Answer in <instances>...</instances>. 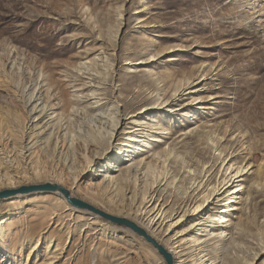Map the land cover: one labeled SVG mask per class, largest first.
<instances>
[{
    "label": "rangeland",
    "instance_id": "374dc122",
    "mask_svg": "<svg viewBox=\"0 0 264 264\" xmlns=\"http://www.w3.org/2000/svg\"><path fill=\"white\" fill-rule=\"evenodd\" d=\"M9 51L24 68L47 71L55 88L69 96L71 86L99 89L88 107L96 109L101 99L104 110L119 108L116 139L90 147L98 163L89 167L77 142V184L55 183L127 217L111 211V203L124 211L141 208L152 185L165 187L162 176L171 165L177 171L205 164L210 178L222 182L223 159L241 162L244 170L233 179L239 198L230 203L237 210L220 227L239 237L235 243L211 241L208 248L220 264H242L252 251L258 253L252 264H264V0H0V68L4 63L11 70ZM81 61L90 65L85 73L75 68ZM156 96L165 101L153 103ZM20 99L0 69V158L6 146L1 134L12 135L9 148L18 151L24 126L35 130ZM44 160L64 180L71 174L64 163L54 169ZM25 161L14 167L31 170L33 163ZM5 172L0 167V176ZM101 176L108 191L97 186ZM232 196H220V212L229 209ZM200 216L189 215L180 231L194 228ZM0 264L165 261L129 227L75 207L60 193L31 191L0 199Z\"/></svg>",
    "mask_w": 264,
    "mask_h": 264
},
{
    "label": "bare ground",
    "instance_id": "6f19581e",
    "mask_svg": "<svg viewBox=\"0 0 264 264\" xmlns=\"http://www.w3.org/2000/svg\"><path fill=\"white\" fill-rule=\"evenodd\" d=\"M11 55L12 53L9 51L7 58L9 62L7 63H9L11 70L5 68L4 63L1 64L0 69L7 76L10 86L19 95L20 100L29 108L31 125L35 130L30 133L27 131L28 126H24L23 133L18 136L21 144L18 151L15 147L9 148L12 145V140H14L12 135L1 134L6 142L4 146H6L1 149L4 158H0V167L5 169L6 172L5 175L0 176V189L2 186L13 187L21 183H37L40 181L52 183L70 181L72 185L77 184L79 177L72 176V171L76 168L77 163V142H80L83 147L82 158L87 161L89 167L96 165L98 161L95 157L90 156V147L93 144L101 145V141L104 140L111 144L116 139L118 129L122 123L119 108L116 105L113 106V110H104L101 99L95 101V104H97L96 109L90 108L86 105L87 100L90 95L97 96L99 89L90 86L86 91L85 83L80 87L71 86V88H75V91L69 96L68 93L58 91L55 88L52 76L47 71L42 68L32 69L30 66L24 68ZM75 68L78 72L84 71L83 73H85L90 69V65L81 61L75 65ZM99 84L101 83L99 82ZM81 87L84 88L81 89ZM158 101L161 104L165 100L160 99V96H156L152 102ZM59 109L65 112L62 114L56 113ZM15 138L17 140V137ZM173 152L174 150H171L168 154ZM42 155L52 161L51 167L54 166V169L58 167L60 162L64 163L71 174L65 177L64 180L63 175L60 176L56 171L51 170L48 160L45 161V156ZM159 158L160 161L161 157ZM168 159L167 155L164 158V163ZM220 159L221 155L218 157V160ZM24 160H26V164L30 160L34 167L31 170H20L14 167V164L21 166V162H24ZM225 161L223 159L224 166L230 164L226 168L223 165L221 166V169L223 168L225 171L222 182L218 180V177L215 179L214 176L215 180L210 178L211 169H205V164L198 170L184 164L177 171L171 165L166 168L162 176L165 187L161 189L160 183L152 185L143 198L141 208L137 210L128 208L124 211L118 208L115 203H111L109 208L113 212L124 214L136 221L148 235L152 236L178 259L177 264H220L218 258L214 256L213 250L211 251L208 248V244L211 241L214 243L227 241L235 243L236 237H239L232 231L220 227L230 221L229 211L237 210L235 205H230V203L236 202L232 198H239L236 192L238 191L237 187H233L235 184L233 179L235 176L238 177V174L244 170V165L241 162L233 163L230 160L225 164ZM221 169L219 174L222 172ZM12 170L14 176H8ZM133 170L134 176L137 178L138 168ZM181 170L184 175L179 177L178 171ZM107 174L108 167L104 171V175ZM98 179L101 180L97 183V186L104 187L106 185L105 176ZM156 185L159 186L156 187ZM109 187L110 185L107 184L102 190L104 192L108 191ZM171 188L172 190L169 191ZM226 193L233 195L226 203L229 209L220 212L216 202H218L221 195ZM215 199L217 200L215 201ZM192 213L201 215L191 225L194 228L180 231L185 220ZM224 213L228 214L225 215ZM214 223H218V225L216 226ZM227 236H229L228 239H226ZM166 237H168L167 240ZM257 256L258 253L254 251L243 255L242 264L254 263Z\"/></svg>",
    "mask_w": 264,
    "mask_h": 264
},
{
    "label": "water",
    "instance_id": "95a60500",
    "mask_svg": "<svg viewBox=\"0 0 264 264\" xmlns=\"http://www.w3.org/2000/svg\"><path fill=\"white\" fill-rule=\"evenodd\" d=\"M31 191H43V192H56L60 193L64 196L68 203L71 205L89 210L99 215L100 217L119 225H124L129 227L131 230L136 232L141 238L146 240L149 244H151L158 253L163 257L165 264H176L174 255L168 251L162 244L158 243L152 236L148 235L146 231L140 227L137 223L132 221L131 219L118 216L111 213H108L100 208L95 207L94 205L83 201L71 194V192L65 187L59 185L58 183L45 182L42 184L31 185V186H23L18 189H7L0 191V199L10 198L15 196L18 193H27Z\"/></svg>",
    "mask_w": 264,
    "mask_h": 264
}]
</instances>
